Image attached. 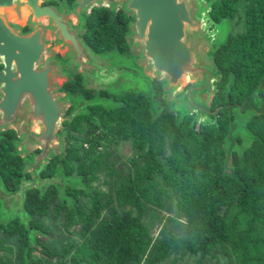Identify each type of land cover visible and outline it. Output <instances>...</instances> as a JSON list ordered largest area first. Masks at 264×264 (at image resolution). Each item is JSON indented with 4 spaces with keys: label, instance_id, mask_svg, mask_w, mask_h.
Here are the masks:
<instances>
[{
    "label": "trees",
    "instance_id": "obj_1",
    "mask_svg": "<svg viewBox=\"0 0 264 264\" xmlns=\"http://www.w3.org/2000/svg\"><path fill=\"white\" fill-rule=\"evenodd\" d=\"M205 1L211 2L209 17L216 23L233 20L236 17L233 6L244 1L245 23L251 27L249 32H229L225 44L214 53L219 80L215 83L217 92L211 110L217 114H212L206 124L195 130L197 121L187 112L174 115L164 107L155 115L146 95L131 92L116 95L118 104L114 109L102 108L97 128L102 127L119 141L147 145L148 170L121 181L115 195L104 200L86 186L89 177L105 166V160L92 157L86 165L77 155L75 146L50 157H54L52 162L49 159L51 163L39 173L41 180L61 174L63 178L77 181L74 176H83L86 185L80 190L68 188L72 200L58 195L59 186L55 183L25 188L23 209L27 222H22L21 214L15 213L6 224L0 223V247H19L18 264H50L51 259L56 264H65L62 259L70 257L76 248L68 241L61 253L43 250L44 261L29 260L32 247L37 245L33 240L37 242L40 238L36 235L45 230L41 217L48 215L51 208L54 214L65 211L66 226L75 221L80 224L78 238L91 253L86 264H143L146 252V264H160L170 256H193L201 261L210 257L219 261L214 250L230 241L225 216L235 208L246 220L239 236L242 256L246 261H253L247 245L260 247L257 252L261 255L255 261L264 264V0ZM128 24L129 18L120 19L112 10L95 9L88 17L83 40L94 53L114 48L125 56L129 49ZM79 85L76 79L66 83L64 89L71 94L89 92L78 88ZM154 86L158 93H163L162 82ZM234 112L253 113L246 123L252 141L241 150L238 148L241 137H234L235 132H242L233 129ZM74 119L73 129L77 130L81 123ZM229 134L233 143L227 140ZM86 135L88 138L84 141L90 144L85 145L84 150L97 155L103 153L99 147L102 145L100 136L91 132ZM164 137L169 144L168 156H161L163 151L157 152L153 147L154 141L162 142ZM73 138L78 140V137ZM14 141L10 133H6L5 138L0 136V186L6 193L18 192L23 184L33 180V175L26 170L33 158L20 157L18 141ZM57 158L63 164L60 174H57L60 170H56ZM81 201H87V209ZM165 201L172 203L178 216H187L192 234L189 238L169 235L150 246L143 224L146 206L162 207ZM66 202L72 205L67 206ZM256 234L261 236L253 239ZM6 242L12 244L6 245ZM2 262L8 264V261ZM69 264H81V260L71 259Z\"/></svg>",
    "mask_w": 264,
    "mask_h": 264
},
{
    "label": "water",
    "instance_id": "obj_2",
    "mask_svg": "<svg viewBox=\"0 0 264 264\" xmlns=\"http://www.w3.org/2000/svg\"><path fill=\"white\" fill-rule=\"evenodd\" d=\"M36 3L37 0H31L32 10L37 12L33 14L37 22L34 30L26 37L7 33L11 43L19 48L20 55L15 58L18 73L10 74L6 70L9 82L12 83L10 87L16 95L12 99L7 97L2 108V122L15 121L12 115L25 96L32 105L30 127L37 124L41 128L39 135L27 131V135L24 134L18 141V146L21 144L23 148V138L26 136L27 141L41 148L37 159L33 158V162L27 163L26 166V170L32 169L30 171L33 175L32 182L23 184L18 192L5 193L7 194L5 197L8 196L7 201L17 195L20 197L21 204L17 213L21 214L22 222H27L23 209L25 188L32 186L40 188L44 183L57 184L58 176L41 180L39 173L50 157L56 154L54 146L58 141L61 151L64 152V138L56 137V129L61 127L62 121H71L79 112L75 108L65 117L64 113L70 99L68 96L62 101L55 98L52 82L54 73L57 71L58 75L67 76L65 75L67 72L60 71L59 68L57 70L51 60L45 67L37 68L45 53L49 52L44 41L45 20L50 22L51 29L58 35L62 46L69 50L68 62L76 63L85 86L107 89L129 83L143 85L140 83L145 76L141 69L109 67L108 63L112 58L104 59L94 53L80 36V32L86 29L84 13L95 5H105L114 11L122 9L131 17L126 34L127 44L138 51L137 61L145 64L156 76L162 78L163 96H172L181 90L185 80L192 83L184 94L178 96L174 105L179 108V112L195 115L196 121L200 119L208 121L212 114H217V111L212 112L211 106L217 92L215 83L219 80V74L214 60L210 59L212 56L206 54L204 48L215 46L214 36L225 41L227 35L221 39L219 36L221 31L218 29V24L225 20L216 23L209 15L205 18V13L209 10L205 0H76L72 13L79 22L75 28L65 21V11L60 15L49 7L38 9ZM205 19H209L208 25L205 24ZM235 128L237 127L233 125V129ZM239 131H242V128ZM227 140L233 143L230 134ZM31 234L32 232L29 233V237Z\"/></svg>",
    "mask_w": 264,
    "mask_h": 264
},
{
    "label": "rangeland",
    "instance_id": "obj_3",
    "mask_svg": "<svg viewBox=\"0 0 264 264\" xmlns=\"http://www.w3.org/2000/svg\"><path fill=\"white\" fill-rule=\"evenodd\" d=\"M217 1L219 0H213L212 2L216 3ZM210 3L211 2H206V6L210 5ZM233 8H235L236 10V17L231 21L225 20L222 23L218 24V29H220L221 31L219 33L221 39H223L225 34H228L229 32L243 33L249 32L251 29V27L246 25L245 23V2L239 1L233 6ZM209 12L210 9L208 10V13H205V18L207 17V15H210ZM209 23V19H205V24L208 25ZM213 42V44H215L214 47L207 46L204 48V52L212 56V58H210L211 60H214L213 56L217 49L225 44L224 40H218L216 36H214ZM54 54H60L62 56V59L59 63L63 66L65 71H68H66L67 74H65L68 75L67 77L64 76L63 78L61 77L57 79L58 85L61 86L68 80L75 78L76 74H79V71L75 70L77 66L76 63L68 62L69 58L66 47H63L62 45H54ZM138 54V51L133 47H129L125 56H122L120 52H118L114 48L105 54H100L104 59L112 58V61L108 63V66L111 68H115L116 66H124L131 69L137 68L141 69L143 75L145 76L143 82L140 83L143 85H133L132 83H129L119 87L107 88V90L109 91L108 93L110 94L108 95V97L123 94L125 92L144 94L150 100L151 110L155 115H158V113L164 107H166L169 112L176 115L177 112H179V108L174 105L175 100H177L178 96L184 94L186 90L192 85V83L187 81L186 84L181 85V90L174 93V95L164 97L163 93H158L157 88L154 86L155 83L162 82V78L160 76H156L154 72L148 69L145 64L137 61ZM50 55H53V51ZM73 67H75V69ZM231 83L232 76L229 77V84ZM86 87L93 89V87L90 85H86ZM93 90H100L101 92L106 93V91H103V89ZM161 101H163L164 103L161 104ZM252 114L253 113L251 112L245 113L243 115H239L236 112L233 113L235 126L238 129L242 128L241 133H234V137H241V144L238 145V148L240 150L247 147L248 144H250V142L252 141L251 133L246 128V123L249 122ZM93 117H97V114H95V112L93 113ZM194 117L195 115H193V118ZM206 121L207 120L204 119L198 120L194 129L198 130L199 128H201V124H206ZM32 129L33 128H31L30 131ZM85 129L86 127L82 126V128L79 129L77 133L78 140L76 141L73 137H71L68 140L67 144L71 147H76L77 155L82 158V162H84L86 165H89L90 159L92 157H98L99 161H106V164L103 168L98 169L93 176L89 177V184L86 186L88 191L97 193L98 197H101L105 200L109 196L115 195V190L120 186L121 181L125 180L129 176L145 174L144 172L148 170L149 163L146 160L145 156L148 152V148L147 145H145L143 142L136 144L135 141H119V138L117 136H109L108 133L104 131L102 127H100L97 129V132L100 136L102 144L99 147L103 149V153L97 155L93 151L84 150V146L87 145L88 147V145L90 144L84 141L86 140V138H88L86 135L87 131ZM17 131L20 140L22 136H24V134L27 135V131L24 128H18ZM32 131H34V129ZM104 138L108 139V141L104 140ZM23 141V148L22 145L19 144V149H23L21 152L22 155H27L28 153L33 152L35 149L40 148V146L36 144L33 145L30 141H27L26 136L23 138ZM235 144L237 143L235 142ZM91 146L92 148L94 147V145ZM224 146L225 148H227V144H224ZM153 147L155 151L157 150V152H159V150L163 151L161 156H168L170 154L169 144L166 137L163 138L162 142L154 141ZM57 149L58 144L54 146V151L58 153L59 150ZM36 156L37 155L34 156L35 160L37 159ZM31 170L32 169L30 168L29 171ZM5 193L6 192L0 187V223H2L3 225L6 224L15 215V213L18 212L19 206L21 204L20 197H18V195L14 196V199H8L7 201L8 196L5 197L7 195H5ZM164 200H167L166 197H164ZM58 201L60 202L61 199H58ZM81 203L83 204V208L87 209V201H81ZM66 205L71 206L72 203L66 202ZM161 206L162 207L146 206V211L143 216V224L147 228V238L150 246L153 243H156L159 240L163 239L164 237H168L169 235L189 238L192 234V227L188 223L187 216H178L170 201L162 202ZM73 208H75V206ZM64 212L65 211L63 210H59V212H55L54 214L51 208L48 215L41 217V222L43 223L45 230L36 235L40 238L37 242L33 240L32 243L37 245L36 248L32 247L31 253H29V260L39 259L44 261L43 250H53L56 253H61V250L66 245V243L68 241H71L74 245H76V248L72 251L70 257L63 258L62 262L65 264H69V261L71 259H74L81 260V264H86V261L90 258L91 253L87 249V245L78 238V234L80 233V224L75 221L72 225L66 226L64 223ZM237 212V209L232 208L225 216L230 241L222 247L214 250L219 258V261H216L215 259H212L210 257L201 261L199 257L193 256H170L160 264H258L255 260L257 259L256 257L261 255L259 252H257L260 247L255 248L252 245H247L248 255L251 259H253V261H246L241 254V244L239 242V236L242 235L245 229L246 220ZM102 214H104V212H102ZM260 236V234H256L252 238H259ZM4 244L9 245L12 243L6 242ZM18 250L19 247H0V264H3L2 260L8 261V264H18ZM147 253L148 252H146L143 264L147 263ZM50 261V264H56L54 259H51Z\"/></svg>",
    "mask_w": 264,
    "mask_h": 264
},
{
    "label": "flooded vegetation",
    "instance_id": "obj_4",
    "mask_svg": "<svg viewBox=\"0 0 264 264\" xmlns=\"http://www.w3.org/2000/svg\"><path fill=\"white\" fill-rule=\"evenodd\" d=\"M75 3H76V0H37L36 6L38 9H42L46 7L52 8L54 11H56V13L60 15L63 13V11H65L66 12L65 21L70 23L72 28H75L79 22L72 13V9ZM98 8H106L108 10H112L105 5H95L90 10L84 13L85 27L87 26L88 17L90 16V14L93 12V10L98 9ZM112 11L120 19H124L127 17L129 18V22L131 21V17L127 15L122 9L119 8V9H116L115 11L114 10ZM36 13H37L36 11L33 12L32 10L31 0H0V136H2V138H5V134L10 133L13 135V138L16 142L19 141L20 139L18 136V131H17L18 128H21V129L24 128L28 132L30 131L31 128H33L34 131H32L33 130L32 129L31 132H33L34 135H39L40 134L39 131L41 130V128L37 124L30 127L29 116L32 110V105L28 102L25 96L24 98H22L21 104L18 105L17 110L15 111L14 115H12V119H14L15 121L11 123L2 122V118H3L2 108L5 105L4 103L7 101V97L8 99H12L14 95H16V92L13 91L10 87V84L12 83L9 82L8 72L10 74L18 73L16 66H15V62H16L15 58H18V56L20 55L19 48L11 43V40L10 38H8L7 33L9 32L16 36L26 37L28 34H30L34 30V26L35 24H37L35 20L36 18H34L33 16V14H36ZM44 27H45L44 41L46 42V47L49 50V52L47 54L45 53L44 58L40 60V62L37 64V68L45 67L46 65H48V62L51 60L52 62L55 63V67L57 68V70L59 68L60 71L62 70L64 71L65 69L59 63L60 60L62 59V56L60 54H54V45L56 46L62 45L59 42L58 35L54 31H52L50 22H48V20L44 21ZM85 32H86V29L80 32V36L82 39H83V34ZM52 51H53V55L51 56L50 54ZM67 52H69L68 49H67ZM105 53H96V54L100 55V54H105ZM73 68L75 69V67ZM6 70H8V72ZM75 70L79 71L77 68ZM54 74L55 75L53 77L52 82L54 85L53 90L55 91L56 100L62 101V99H64V97H67V96L70 99L69 105H67V109L64 113V116L67 117L71 114V112H73V110H75V108L78 109L79 112L77 113V115L79 117H75V119L73 117V119L75 121L78 120V122L81 123V128L82 126L86 127L85 129L87 131L86 133L91 132L98 136L97 124H100L98 114L101 113L102 108H105V109L115 108V105L118 104L117 101L115 100V96L108 97V95L110 94L108 93L109 91L107 89H103V91H106L105 93V92H101L100 90L94 91L93 90L94 88L93 89L87 88L84 85L83 77L80 71H79V74H76L75 78L68 80L67 82L63 83L61 86L58 85L57 79L61 77L63 78L64 76L58 75L57 71H55ZM76 79H78L80 83L78 88H81L82 90L85 89L86 91H89V92H85L84 94L80 92L71 94L66 89H64V86L66 83L71 82V81L74 82ZM156 84L157 83H155L154 85ZM94 112L95 114H97L96 118L93 117ZM73 119L71 121H68V120L62 121L61 127L56 129V137L64 138V144H65L64 151L65 152L67 151L68 147H71L67 145V141L71 137H78L77 133L79 129H81V128L77 130L73 129V125H72ZM57 150H59V152H62L61 151L62 148H60L59 141H58ZM17 151L19 152L20 157H22L25 160H30L31 158H34L35 155L40 153L41 148H37L33 152L28 153L27 155H22L21 154L22 150L19 149V146L17 145ZM59 152L58 153L55 152V153L59 154ZM53 158H51L50 161ZM50 161L47 163L49 164L52 162ZM56 163H57L56 170H60V172L57 174H60L61 170L63 169V164L60 161H58V158H57ZM47 165L45 167H47ZM44 169L46 170V168ZM44 169H43V172L45 171ZM56 170L54 171V173H56ZM27 172L30 173L29 170H27ZM27 178H29L28 175H27ZM73 178L76 179L77 181H74L71 178H63L61 174L60 176L56 178L57 180L56 183L59 186L57 188L59 190L58 195L62 194V196L68 198V200H72L71 196L68 194V188H71L72 190L73 189L80 190V187H82L83 185L84 186L86 185L84 182L83 176H74ZM0 184H2L1 181H0ZM42 189L44 191L47 190L46 187H43Z\"/></svg>",
    "mask_w": 264,
    "mask_h": 264
},
{
    "label": "bare ground",
    "instance_id": "obj_5",
    "mask_svg": "<svg viewBox=\"0 0 264 264\" xmlns=\"http://www.w3.org/2000/svg\"><path fill=\"white\" fill-rule=\"evenodd\" d=\"M186 83H187V80H185L183 84H186Z\"/></svg>",
    "mask_w": 264,
    "mask_h": 264
}]
</instances>
